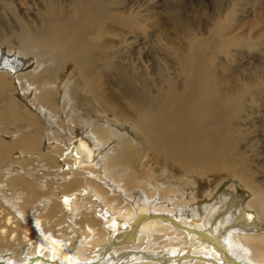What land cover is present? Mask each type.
I'll list each match as a JSON object with an SVG mask.
<instances>
[{"label": "bare ground", "instance_id": "1", "mask_svg": "<svg viewBox=\"0 0 264 264\" xmlns=\"http://www.w3.org/2000/svg\"><path fill=\"white\" fill-rule=\"evenodd\" d=\"M118 2L0 0L19 25L0 30V264H264L244 85L210 70L213 45L182 48L170 18V75L145 93L117 86L114 38L140 25ZM252 142L264 150V135ZM217 175L220 192L197 183Z\"/></svg>", "mask_w": 264, "mask_h": 264}, {"label": "rangeland", "instance_id": "2", "mask_svg": "<svg viewBox=\"0 0 264 264\" xmlns=\"http://www.w3.org/2000/svg\"><path fill=\"white\" fill-rule=\"evenodd\" d=\"M117 7L138 13L137 21L140 25L138 24L139 26L132 32L119 28L118 32L121 31L122 36L120 34V38H114L117 43L111 51L117 56L116 61L118 59L117 62L123 64L122 72L114 71L115 84L121 88L131 86L138 93L148 92L161 85L165 74L171 73L165 70V66L168 61H171V65L174 63L170 55L171 50L164 45L166 42L162 41L161 30L166 37H172L176 26L170 23L169 19H182L186 34L181 35V31L177 43L182 48H186L187 45L184 44H188L193 39V41L204 40L202 42L204 48L213 45L210 70L230 75L233 85L235 83L244 85L245 90L242 94L244 111L242 120L237 123L242 124L240 128L249 131L244 134L246 139L241 141L244 143L240 142V146L245 147L248 159L259 160L262 164L264 157L259 152L264 150L261 149V145L260 148L251 147L250 142L253 143L255 138L264 135L261 130L264 124V0H119ZM13 17L10 10L3 11L0 7L2 32H10L19 27ZM156 20H159L160 25L155 23ZM139 49L142 52L141 57L148 61L147 71L138 66L137 69L132 64L140 56L137 55ZM162 59L167 62H163ZM248 82L249 85L246 84ZM108 85L115 89L111 83ZM254 91L258 94L254 95ZM165 166L160 168L162 172L166 171L165 176L169 177L173 172L177 176L186 175L176 166ZM257 167L256 170L260 171V167ZM222 177L211 176L204 180L199 179L198 182L196 179V182L212 193L220 192L229 185L228 181L221 180ZM235 185L237 198L244 202L245 197L249 196L248 191L239 181H236Z\"/></svg>", "mask_w": 264, "mask_h": 264}]
</instances>
